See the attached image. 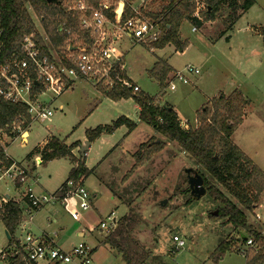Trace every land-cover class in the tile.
Here are the masks:
<instances>
[{
  "label": "rangeland",
  "instance_id": "374dc122",
  "mask_svg": "<svg viewBox=\"0 0 264 264\" xmlns=\"http://www.w3.org/2000/svg\"><path fill=\"white\" fill-rule=\"evenodd\" d=\"M119 3L123 1L117 2L115 13ZM64 4L71 7L74 0H64ZM163 5V0H156L152 9L159 11ZM28 12L37 31L44 36L39 19L31 9ZM227 13L222 8L215 14L214 21L203 22L200 27H195V31H192L194 25L191 22L183 21L178 33L180 40L187 42L183 53L177 52L173 45L150 50L146 42L136 43L125 37L113 44V49L123 56L121 64L132 86H138L140 92L157 98L162 105H171L179 119L191 127L196 125V112L210 99L218 94L229 95L235 90L241 92L248 106L231 141L253 165L264 171V42L260 34L264 28V0H256L232 26L226 18ZM107 31L111 35L114 28H107ZM158 61L166 63L173 71H182L189 65L197 68L199 74L188 75L187 85L176 83L174 91L168 86L160 90L148 76V71ZM172 75H168L166 85L173 81ZM105 86L103 83L95 88ZM40 101L53 112L52 117L33 121L27 129V142L22 143L18 138L25 137V132L21 131L6 150V155L21 162L19 166L32 179L36 175L37 181L28 180V184L17 189L14 182L3 176L0 178V198L7 196L20 200L28 187L36 196L52 195L65 182L71 168L68 161L37 165L36 171L33 163L24 161L25 156L48 136L53 135L70 145L81 143L87 129L110 125L118 117L124 116L136 123L132 99L113 102L85 81H77L72 90L56 99L46 93ZM136 124V129L128 136L126 128L121 127L94 140L86 152L85 166L94 170L83 180L84 189L92 197L90 209L80 210L79 217L73 219L59 202L45 205L38 219L34 220L31 233L40 236L43 228L51 237L56 235L59 246L64 249L85 243L93 250L94 264H124L115 251L102 244L105 233L99 232L98 226L111 212L119 219L133 211L140 221L132 238L149 253L146 264H245L247 252L255 251L256 246L242 253L245 246L238 240L236 232L223 220L213 218L218 206L208 193L198 200H190L187 170L214 183L175 143H166L162 151L131 172L135 161L125 164L126 158L137 145L152 135L155 137L151 139L165 141L149 126ZM5 140L9 141L8 138ZM33 167L34 171H31ZM214 186L220 189L216 184ZM163 201L165 204L161 206ZM246 216L248 224L264 236V206L252 213L246 212ZM174 236L184 242L183 248L175 249ZM222 242L231 245V252L216 260L212 254ZM7 244L0 220V249L10 248Z\"/></svg>",
  "mask_w": 264,
  "mask_h": 264
},
{
  "label": "trees",
  "instance_id": "16d2710c",
  "mask_svg": "<svg viewBox=\"0 0 264 264\" xmlns=\"http://www.w3.org/2000/svg\"><path fill=\"white\" fill-rule=\"evenodd\" d=\"M60 4L48 3L47 0H0V65L11 56L20 57V46L25 37H29L42 55L51 57L50 50L59 61L68 66L66 58L69 53L78 48H88L93 42L91 32L80 25L82 18H92L93 10H101L104 17L111 23L115 21V7L120 0H81L86 10L79 12L69 9L64 0ZM124 4L121 23L134 16L131 6L136 0H121ZM153 3L156 0H144ZM205 5L200 20L193 17L195 11L194 0H163L164 5L159 11L150 12L139 7V13L151 22H155L160 34L155 41L146 42L150 50H162L167 45H173L177 52L183 53L187 47L186 41L179 38V29L183 21H189L197 28L203 22L214 21L215 14L225 8L229 25L232 26L241 14L249 10L256 0H199ZM103 5H107L103 9ZM39 19L44 36L36 29L28 12ZM264 42V28L260 33ZM48 43V44H47ZM169 65L158 61L148 71L163 90L168 75L173 73ZM114 84L109 89L98 88L105 97L113 102L132 99L139 109V121L152 128L165 141L151 139L138 147L133 155L135 164L131 172L143 166L151 157L165 148L166 143H175L178 148L188 155L192 161L206 172L214 184L202 177L206 193L218 206L216 220H223L236 232L241 243L242 235L251 239L256 250H250L245 256V264H264V236L256 232L247 222L246 212L252 213L262 205L264 200V171H261L243 154L231 141L235 129L242 123L248 101L241 92L235 90L229 95L218 94L202 105L196 112L195 128L187 130L181 127L177 114L168 105L160 106L159 100L143 92H133L130 80L117 67L113 74ZM42 89L33 84L31 97L38 96ZM31 123L27 107L20 103L7 102L0 98V129L15 137L16 130L25 131ZM125 127L128 133L136 128V124L125 117H120L110 125L98 126L85 132L86 141L90 144L102 135L112 134L117 129ZM15 129V130H14ZM14 131V132H13ZM156 141H158L156 143ZM78 144L65 145L64 141L54 136H48L42 146L35 147L27 156L30 160L34 156L40 157V165L45 166L50 161L68 158L76 163L69 171L68 177L54 196L61 200L69 192V183L73 186H83V180L92 173L84 166L83 159L75 160L72 151ZM14 164L7 158L0 147V173ZM34 171V167L31 169ZM129 172V173H131ZM20 187L19 184H15ZM235 200L236 204L231 200ZM26 201V199L24 198ZM191 201L195 200L193 197ZM238 204V205H237ZM242 208H240V207ZM0 220L5 231L11 237L9 246L18 245L14 239L17 227L22 222V209L19 205L8 200L0 208ZM139 218L133 211L120 217L116 227L105 236L102 244L115 251L124 264H146L150 255L145 252L132 238V233ZM231 252V245L222 242L213 252L212 257L220 260L226 253ZM2 264V263H0ZM5 264H26L22 253L12 255Z\"/></svg>",
  "mask_w": 264,
  "mask_h": 264
},
{
  "label": "built area",
  "instance_id": "2783aa9c",
  "mask_svg": "<svg viewBox=\"0 0 264 264\" xmlns=\"http://www.w3.org/2000/svg\"><path fill=\"white\" fill-rule=\"evenodd\" d=\"M143 1L139 0L141 4ZM194 2L193 17L200 20L205 5L199 0ZM102 8L106 9L107 5H103ZM69 9L84 12L86 6L81 0H74L73 6ZM131 9L134 16L123 23L118 17H115L114 23L109 22L101 10H93L92 18H82L80 25L83 29L90 30L93 42L88 48L69 53L66 58L68 66H64L58 59L42 55L35 43L29 37H25L20 46L21 56H11L0 65V98L7 102L25 105L33 122L48 119L53 115V112L40 101V97L46 93L52 94L56 99L63 92L71 89L77 80H85L93 87L106 83L104 88H111L114 84L113 74L116 68L123 71L121 64L123 56L118 51H114L113 44L122 37L136 43L155 41L160 34L159 26L141 16L139 8L131 6ZM107 28H114L111 35H108ZM192 31H195V28H192ZM198 74L199 70L189 65L182 71H174L173 81L168 84L169 90H176V83L187 85L188 75ZM33 84H37L42 89L35 97H31ZM138 91L139 88L134 86L133 92ZM181 127L185 130L189 128L187 123H182ZM16 132L21 133L19 129ZM5 135L6 133L0 129V147L3 152L5 150L2 139ZM3 176H7L14 184L20 186L35 182V179H32L30 174L15 162L9 169L0 173V178ZM68 187L69 192L61 200H58L54 194L36 196L28 187L23 193L27 203L26 214L31 215L45 205L59 202L71 218L77 219L80 210L90 209L91 197L83 186H73L69 183ZM6 202L7 199L0 198V208ZM261 206H264V200ZM117 220L114 212H111L104 221L100 222L99 232L108 235L116 227ZM25 224V220H22L19 225L23 234L18 239V245H13L7 250L0 249V263L5 264L8 258L19 252L25 256L26 264H94L93 250L87 244L79 243L71 245L68 250H63L48 235L35 236L25 231ZM173 241L176 250L184 247V242L179 237L174 236ZM243 245L245 246L241 250L243 254L247 249L254 247L251 239H245Z\"/></svg>",
  "mask_w": 264,
  "mask_h": 264
},
{
  "label": "crops",
  "instance_id": "0c3cea01",
  "mask_svg": "<svg viewBox=\"0 0 264 264\" xmlns=\"http://www.w3.org/2000/svg\"><path fill=\"white\" fill-rule=\"evenodd\" d=\"M153 4H155V2H153L152 4L151 3H149V2H146V1H143V3L141 4L140 2H139V0H136L135 1V3H134V7H136V8H139V7H141V6H143V8L144 9H148L150 12H156L157 10H154V9H152V6H153ZM79 49H82V48H78V50ZM50 54H51V56H52V58H57L58 59V57L54 54V52L53 51H50ZM55 58V59H56ZM59 60V59H58ZM123 72H124V74H125V70L123 69ZM125 75H127V74H125ZM127 78H128V76H126ZM129 79V78H128ZM130 80V79H129ZM77 81H85V80H77ZM76 81V82H77ZM75 82V83H76ZM85 82H87V81H85ZM131 82V81H130ZM75 83H74V85H75ZM87 83H89V82H87ZM74 85H73V87H74ZM73 87L71 88V89H69V90H72L73 89ZM138 87V86H137ZM94 89L98 92V93H100L103 97H105L100 91H98L95 87H94ZM68 91V90H67ZM141 91V90H140ZM66 92V91H65ZM65 92H63V93H65ZM242 94V93H241ZM62 95V94H61ZM227 96V95H226ZM107 98V97H106ZM135 104V103H134ZM204 105V104H203ZM96 106H97V103H96V105L94 106V108H96ZM160 106H162V104L160 103ZM171 106V105H170ZM172 107V106H171ZM49 108V107H48ZM173 108V107H172ZM60 109H62V107H60ZM135 111H136V123H138V124H140L141 122L139 121V109H138V107H137V105L135 104ZM175 111V110H174ZM91 112H92V110H91ZM177 114V113H176ZM245 114H246V109H245ZM245 114H244V117H243V119L245 118ZM52 117V116H51ZM121 117H124V116H121ZM177 117H178V114H177ZM118 118H120V117H118ZM117 118V119H118ZM126 118V117H125ZM117 119H115V120H117ZM128 119V118H127ZM242 119V120H243ZM115 120H113L112 122H114ZM178 120L180 121V124H182V123H187V122H185V121H183V120H181V119H179V117H178ZM131 121V120H130ZM133 122V121H132ZM196 122V121H195ZM32 123V122H31ZM135 123V122H134ZM135 123V124H136ZM31 125V124H30ZM29 125V126H30ZM190 128H195V126L194 127H191L189 124H187ZM28 126V127H29ZM100 126H102V125H100ZM28 127H27V129H28ZM98 127V126H97ZM136 127H137V124H136ZM96 128V127H95ZM95 128H93V129H95ZM25 130L24 132H25V137H22L21 138V136L20 137H18V138H20V140H21V142L22 143H26L27 142V139H28V136H29V133H28V130ZM136 129V128H135ZM134 129V130H135ZM87 130H92V129H87ZM86 130V131H87ZM127 130V129H126ZM133 130V131H134ZM85 131V132H86ZM132 131V132H133ZM154 131V130H153ZM132 132H130V133H128V131H127V134H126V136H128L129 134H131ZM155 132V131H154ZM156 133V132H155ZM20 134V133H19ZM18 134V135H19ZM17 135V136H18ZM23 135V136H24ZM156 135H157V133H156ZM17 136H15V137H9L8 135H5L4 137H3V139H2V142H3V148H4V152H5V155H6V150L8 149V147H9V145H10V143H11V141H13L14 139H16L17 138ZM50 136H53V135H50ZM102 136H106V135H102ZM102 136H100V137H102ZM55 137V136H54ZM99 137V138H100ZM153 137H155V135H152L151 137H149L148 139H151V138H153ZM6 138H8L9 139V141H6L5 139ZM57 138V137H56ZM47 139V138H46ZM46 139L44 140V142L42 143V144H40V145H38V146H42V145H44L45 144V142H46ZM148 139H146L143 143H140L139 145H137L136 147H135V149L131 152V153H129V155H128V157L126 158V159H128V160H126L127 161V163H125V164H128V163H130V161H133L132 162V164L134 163V158H133V155L136 153V151H137V149H138V147L140 146V145H142V144H145L147 141H148ZM60 140V139H59ZM61 141H63V140H61ZM86 142V138H85V134H84V140L81 142V143H79V141L78 142H76V144H78V146L72 151V155H73V157L75 158V160H78V159H80L81 157H82V159L84 158V156H85V154H86V152L88 151V149L92 146V144H90L89 145V147L87 148V150L85 151V153H84V155L83 156H78V153H79V148L81 147V146H83L84 145V143ZM64 143H65V141H64ZM72 144H75V143H72ZM72 144H70V145H72ZM65 145H67V144H65ZM70 145H67V146H70ZM38 146H36V147H38ZM27 156V155H26ZM26 156H25V159H24V161H27L26 160ZM6 157L7 158H9L7 155H6ZM80 157V158H79ZM10 159V158H9ZM56 160H66V161H68L70 164H71V168H70V170L72 169V168H74L75 166H76V163H74V162H72L71 160H69L68 158H62V159H56ZM56 160H53V161H56ZM13 161V160H12ZM15 162V161H14ZM27 162H31V163H33L34 164V167H35V171H36V166L37 165H40V157L39 156H34L33 158H31L30 160H28ZM50 162H52V161H50ZM83 162H84V166H85V161L83 160ZM15 163H17V164H19V163H21V162H15ZM86 167V166H85ZM87 168V167H86ZM87 170H89V168H87ZM89 171H92V173L91 174H93L94 173V170H89ZM35 181H37V177H36V175H35ZM63 184V183H62ZM61 184V185H62ZM16 187V186H15ZM21 187V186H20ZM20 187H16L17 189H19ZM54 194V193H53ZM91 197V196H90ZM16 198V197H15ZM15 198H9V197H7L6 196V198L5 199H7V201L8 200H11V201H14V202H16L18 205H19V207L22 209V220H25V222H26V224H25V226H26V228H25V231H27V232H30L31 233V231H30V229H31V227L33 226V222H34V220L35 219H38V216L40 215V213L42 212V210H44V209H39V210H37L36 212H34L33 214H31V215H27L26 214V210H27V203H26V201L24 200V196H23V193H22V196H21V198H20V200H18L17 198L15 199ZM60 204V203H59ZM90 204L92 205V197H91V202H90ZM53 222H56L55 221V219L53 220ZM38 224V223H37ZM43 227V226H42ZM38 228H40V227H38ZM37 228V229H38ZM21 229V228H20ZM41 232H42V234H45V235H48L49 237H51L48 233H46L45 232V229H43V228H41ZM15 234H16V232H15ZM22 234H23V232L22 233H20V235H19V238L22 236ZM32 234V233H31ZM41 234V235H42ZM15 236V235H14ZM13 236V237H14ZM78 236H83V234L82 233H78ZM10 237V236H9ZM11 238V237H10ZM18 238V239H19ZM52 239H53V241L56 243V245L59 247V248H61V249H63V250H68L69 248H67V249H64L63 247H60L59 246V244H58V241H57V237H56V235H54V237H51ZM18 239H17V241H18ZM8 243H9V240H8ZM8 245L9 244H7V247H8ZM6 247V248H7Z\"/></svg>",
  "mask_w": 264,
  "mask_h": 264
},
{
  "label": "water",
  "instance_id": "95a60500",
  "mask_svg": "<svg viewBox=\"0 0 264 264\" xmlns=\"http://www.w3.org/2000/svg\"><path fill=\"white\" fill-rule=\"evenodd\" d=\"M48 3H54V4H60V2L58 0H47ZM123 9H124V4L123 3H119L117 10H116V17L121 18L122 14H123ZM158 141H156L157 143ZM90 143L89 142H85L83 146H81L79 148V153L81 156L84 155L85 151L87 150V148L89 147ZM186 177H187V185H188V191L191 197H193L195 200L200 199L201 197H203L206 194V189L203 185V179L202 177L197 173L194 172L192 170H187L186 172ZM165 204V201L161 202V206H163ZM216 215L213 214V216ZM21 233V229L18 226L16 229V234L14 236V239H18L19 235ZM5 236L7 238V240L10 239L8 233L5 231ZM242 240H245L246 237L244 235H242Z\"/></svg>",
  "mask_w": 264,
  "mask_h": 264
}]
</instances>
